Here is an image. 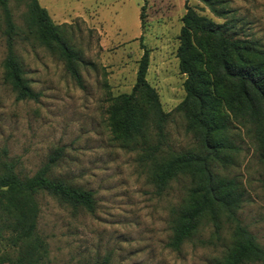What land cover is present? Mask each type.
<instances>
[{
    "label": "rangeland",
    "instance_id": "374dc122",
    "mask_svg": "<svg viewBox=\"0 0 264 264\" xmlns=\"http://www.w3.org/2000/svg\"><path fill=\"white\" fill-rule=\"evenodd\" d=\"M209 1L222 15L203 0H38L79 54L78 81L55 46L40 45L28 34L26 0H8L17 26L13 49L38 93L35 100L17 99L4 80L7 28L0 10V167L11 162L20 176H30L60 150L49 176L94 194L92 211L46 193L36 196L44 264H211L230 244L227 233L219 240L210 225H200L178 249L168 246L172 211L188 182L180 178L158 192L140 149L121 148L113 139L107 113L113 97L131 91L147 49L146 79L171 113L166 144L174 151L193 145L182 113L174 111L185 96L176 56L185 5L224 24L234 39L264 50V0ZM243 137L235 166L225 173L241 182L238 217L264 246V168Z\"/></svg>",
    "mask_w": 264,
    "mask_h": 264
},
{
    "label": "trees",
    "instance_id": "16d2710c",
    "mask_svg": "<svg viewBox=\"0 0 264 264\" xmlns=\"http://www.w3.org/2000/svg\"><path fill=\"white\" fill-rule=\"evenodd\" d=\"M217 15L211 1L203 0ZM8 0H0L6 24L7 53L4 80L19 100L36 99L13 49L17 26ZM24 24L40 45L55 46L69 73L78 81L75 66L79 54L59 36L47 9L38 0H26ZM176 56L185 76V96L174 111L182 113L193 145L174 151L166 144L165 126L170 112L161 107L159 96L147 79L149 53L144 49L134 85L108 105V122L113 139L121 148L140 149L158 192L180 178L187 187L170 221L168 246L178 249L200 225H210L216 239L230 244L211 264H264V246L238 217L245 191L235 176L225 172L234 167L241 151L238 142L248 137L258 151L264 168V50L251 40L234 39L224 24H216L185 5ZM142 17V14H141ZM52 154L34 174L20 176L13 163L0 167V264H44L45 240L39 235L37 195L58 197L73 207L92 211L91 190L74 187L49 176L58 153ZM262 182L264 183V174ZM224 233V235H223Z\"/></svg>",
    "mask_w": 264,
    "mask_h": 264
}]
</instances>
